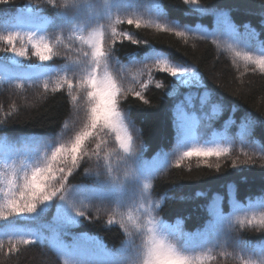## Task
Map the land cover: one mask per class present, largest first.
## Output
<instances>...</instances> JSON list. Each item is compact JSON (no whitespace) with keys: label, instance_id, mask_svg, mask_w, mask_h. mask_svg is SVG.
Wrapping results in <instances>:
<instances>
[{"label":"trees","instance_id":"obj_1","mask_svg":"<svg viewBox=\"0 0 264 264\" xmlns=\"http://www.w3.org/2000/svg\"><path fill=\"white\" fill-rule=\"evenodd\" d=\"M27 1L39 2L47 14L55 18L57 10L47 4V0H9L7 3H0V13L12 11ZM62 2V0H55L58 6L63 4L61 6L63 17L60 20L63 24L70 25L75 16L76 23L77 12H72L74 15L70 14L68 9H65L66 3ZM259 2L260 0H199V5L208 9L217 5L226 6L234 10L238 20L257 22L259 15L256 12ZM162 3L172 18L177 20L190 18L186 14L192 7L185 4L184 0H162ZM67 4L71 5L72 2ZM130 28L132 38H123L111 47L113 58L128 61L142 58L153 53L155 49H159L167 52L174 61L195 64L204 84L217 96H221L227 106L234 104L240 113H249L259 122L256 134L264 142V74L254 70L244 71L245 69L239 66L241 64H234L226 55H218L213 45L207 41L191 42L168 30ZM0 37H2L1 34ZM134 41L140 43H133ZM145 41L148 43H144ZM4 48H6L5 40L0 39V54L3 53ZM156 73L157 79L159 78L166 85L163 88L151 87L147 91L145 99L149 101L148 105H144L133 96H129L126 100L127 107L131 106L128 108L131 115L139 125L140 140L147 154L155 153L173 140V126L169 119L171 97L167 95L166 89L174 82V78L159 71ZM37 88L35 92H31L24 82L13 80L0 82V121L6 122L0 125V134L4 133L10 137L33 134L56 136L65 124L72 121L77 105L68 93L63 90L49 92L41 87ZM32 96H34L32 99H35V105L30 108L25 107L24 102ZM259 161L260 159L253 160L245 154L233 152L228 156L213 159L211 164H214L211 167H209L210 163H205L203 160L194 166L171 165L155 182V190L160 192L159 194L167 193L171 197L163 206V213L166 217L181 215L188 219V227L193 229L192 226L201 219L203 214L201 207L206 196H202L203 194H208L211 190L223 189L229 182H235L238 185L240 194L264 191V159ZM216 164L220 165L219 169L215 167ZM233 164L236 167H233ZM81 168L80 166L79 170H73L69 183L83 179ZM197 192L201 195L197 196ZM52 201L54 204L50 206L51 216L54 217L55 214L58 223L74 222L77 224V233H93L104 237L111 244L120 240L119 229L107 227L103 218L85 214L77 219L73 216V212L67 209L68 205L64 200L61 201L57 197ZM51 219L53 218H48L46 221ZM11 230L20 235L19 237L6 236L4 240H1L0 264H41L40 261L43 259L41 253L45 254L48 264H60L44 246L36 242L24 243L21 237L22 232H17L16 226ZM238 235L241 239L253 242L264 239V231H257L250 227H244ZM239 261H222L221 264H243L244 260ZM261 261L264 262V259Z\"/></svg>","mask_w":264,"mask_h":264},{"label":"snow or ice","instance_id":"obj_2","mask_svg":"<svg viewBox=\"0 0 264 264\" xmlns=\"http://www.w3.org/2000/svg\"><path fill=\"white\" fill-rule=\"evenodd\" d=\"M9 0H0V3H7ZM184 3L187 5H199V0H184ZM47 4L51 5L53 8H59L55 3V0H47ZM79 3H72L71 5L66 4L65 9L75 8ZM226 6H213L211 9L215 13H220L224 21L231 26V21L228 19L227 12L231 9L225 11ZM203 10V9H202ZM256 14L261 17L260 26L264 29V0H260L259 6ZM127 23L129 25L135 24L137 28L140 27L139 20L128 19ZM158 28L161 25H156ZM246 31L252 36L255 37L257 34L255 31H249L250 25H244ZM168 30V29H165ZM29 39L31 40L32 47L35 49V55L39 58L41 62L51 61L54 54L53 46L46 42L43 38L35 39V32L27 33ZM117 33L115 29L112 30V35L109 37L113 42H115V37ZM175 35L179 37H187L188 33L184 31H177ZM20 36V32H9L7 36L0 37L4 39L11 47L3 49L4 53H12L21 58L27 56V50L24 47L17 48L15 46L16 39ZM103 36L104 33L99 32L96 34L95 39L91 41L92 49L91 56L93 58V66L88 72V75L80 79L79 87L92 86V81L97 83L104 84L108 89V103L107 106L101 110L97 111V101L95 99L94 93H89L88 95V105H87V119L88 123L82 131H79L74 141L70 146L65 144H60L58 147H55L51 151V156H45V163L42 166L31 167L30 174L33 179L28 180L26 177L29 172L23 168H18L17 165L22 164L23 160H13L12 162H3L5 165L6 171L0 172V176H3L4 182L7 184V190L5 192L4 199L0 200V221L7 222L5 225L6 229L10 230L14 228L15 222L10 221V217H22L26 214L34 213L37 207L47 201H51L54 197L58 196L59 198L64 199L65 195L64 190H66L68 177L73 173V169L77 166L78 163V154L81 153L84 141L93 136L95 132L97 136L108 135V132L111 131L115 134V142H118L119 149L121 151H114L113 154L123 166H131L134 168V162L132 157L137 152L136 143L132 135V130H137L134 121L130 117H126V110H120L121 101L124 100L127 95L131 94L134 98L142 102L144 105H148L149 101L145 99V96L142 94L143 90L148 88L147 83L141 82L138 85L140 90L137 88H132L128 86L126 82V77L114 78L111 73L106 70V65H102V58L108 59V54L104 51L103 45ZM131 39V37H129ZM83 40V37H81ZM133 43L139 44V41H134ZM144 43H148L145 41ZM246 44L247 41H242ZM264 43V42H262ZM253 45H255V40H253ZM236 56H241L240 52L235 53ZM243 59L246 61H253L259 67V69L264 72V55H260L258 58H253L250 54H244ZM104 69V75L101 76V70ZM153 69L158 70L161 73H166L171 77L178 78V82L185 86H191L199 84L200 77L197 75L198 70L196 68H189L183 66H174L169 58L164 55H158L152 64H145L142 69L143 72H146L151 79V72ZM75 74V73H74ZM68 87L70 90L73 89V81L67 80ZM157 88H162V83H157L155 85ZM47 85H45V88ZM170 92L174 89H170ZM77 97L73 96L72 99L75 100ZM194 98L192 93H188L183 100L177 103L176 111H179L183 114V109L186 104H188ZM131 106L129 105L128 108ZM180 121V120H178ZM6 123L5 121H0V125ZM131 129V130H130ZM138 139V137H137ZM95 142V137L93 138ZM104 144L103 139L99 143H96V148L102 150V145ZM228 152V148L216 145L214 147L207 148H196L192 147L187 151H184L181 154V159L184 157H221ZM96 155V169L98 171H106L113 180L120 179L119 175L115 173L118 170L119 165L114 166L111 159L108 157H101L99 153ZM58 158L64 162V167H58L57 161ZM70 158V164L68 160ZM39 165V161L36 162ZM207 163V159H205ZM211 167V165H209ZM215 167L219 169L220 165L216 164ZM233 167H236L233 164ZM24 171L23 174V183L24 185H31L36 191L32 192L29 197L23 200L24 207H21V198L18 196L17 189L21 187L18 184L19 173ZM57 173H60L59 178H57ZM39 177L40 179H36ZM41 180H47V183L40 182ZM150 183L145 182L144 189L147 190L151 188ZM197 196L201 193L197 192ZM150 199V198H149ZM148 200V199H147ZM165 197H161L158 201L153 203L148 207L142 209V214L140 217L133 218L129 216L128 219L132 222V225L137 230H143L146 234V240L143 244L142 255L141 249L139 248V257L143 258V264H149L150 261H156L158 264H202L201 260L191 257L184 252H182L177 245L173 242L174 240L165 232L161 230L162 219L159 218V213L157 209L162 211L160 204L163 203ZM81 215H85L84 211H80ZM146 218V219H145ZM109 224L113 223L112 220L108 221ZM237 228L250 227L254 228L257 231H264V213H261L259 217L253 215L250 219L245 217L244 219L236 220ZM127 231V229H125ZM223 241L220 242V244ZM26 244H31L32 241H24ZM242 251V250H241ZM243 264H264L262 261L256 259L244 260Z\"/></svg>","mask_w":264,"mask_h":264},{"label":"rangeland","instance_id":"obj_3","mask_svg":"<svg viewBox=\"0 0 264 264\" xmlns=\"http://www.w3.org/2000/svg\"><path fill=\"white\" fill-rule=\"evenodd\" d=\"M37 17H38V15L36 14V11L33 9V7H31L29 5L23 6L22 10L20 11V14L17 17V22H18L17 29H18V32H20V33H22L24 30L25 35L20 34V36L14 42L15 46L17 48H20V47L26 48V46H32L31 40L29 39V37L27 35V33H29V32H35L36 33L35 39L41 38V35H40L41 29H38L36 27L35 22H34V19H36ZM33 50L35 53L34 48H33ZM8 56H9L8 57L9 62H14L18 65L24 64L26 60L31 58V56H29L28 54L25 58H21L15 54L10 53V52L8 53ZM32 98H34V96L30 97L28 99V101L24 102L23 105L25 107H29V108L34 106L35 105V99H32ZM8 148H10L9 142H5L4 140H0V172L6 171L5 165L3 162H11L10 153L7 151ZM6 190H7V184L4 182L3 176H0V200L4 199ZM1 222H4V221H0V223ZM41 254H42V258H43L40 261L41 264H48L47 259L45 257V254H43V253H41Z\"/></svg>","mask_w":264,"mask_h":264},{"label":"clouds","instance_id":"obj_4","mask_svg":"<svg viewBox=\"0 0 264 264\" xmlns=\"http://www.w3.org/2000/svg\"><path fill=\"white\" fill-rule=\"evenodd\" d=\"M101 76L104 75V69L101 70L100 73ZM79 96L80 100L87 106L88 105V95L89 93H94L95 99L97 101V111L103 110L108 103V89L104 84L97 83L96 81H92V86H84V87H79ZM26 179L31 180L33 179L31 174H28ZM36 179H40L39 177H36ZM40 182L42 183H47V180H41ZM36 191L35 188H33L30 184L29 185H24L22 184L20 188L17 189L18 196L21 198V207H24L25 205L23 204V200H25L27 197L31 195L32 192ZM141 235L143 236V244L146 240V234L142 231ZM137 264H143V258L139 257V260ZM149 264H158L156 261H150Z\"/></svg>","mask_w":264,"mask_h":264}]
</instances>
